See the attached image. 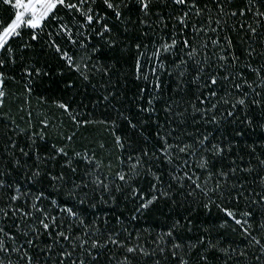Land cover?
<instances>
[{
	"label": "snow or ice",
	"instance_id": "snow-or-ice-1",
	"mask_svg": "<svg viewBox=\"0 0 264 264\" xmlns=\"http://www.w3.org/2000/svg\"><path fill=\"white\" fill-rule=\"evenodd\" d=\"M0 264H264V0H0Z\"/></svg>",
	"mask_w": 264,
	"mask_h": 264
}]
</instances>
